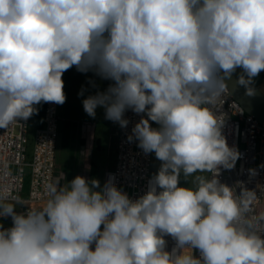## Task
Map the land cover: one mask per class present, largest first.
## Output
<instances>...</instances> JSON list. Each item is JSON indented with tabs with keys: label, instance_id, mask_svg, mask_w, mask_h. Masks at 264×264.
I'll return each mask as SVG.
<instances>
[{
	"label": "clouds",
	"instance_id": "obj_1",
	"mask_svg": "<svg viewBox=\"0 0 264 264\" xmlns=\"http://www.w3.org/2000/svg\"><path fill=\"white\" fill-rule=\"evenodd\" d=\"M73 66L112 82L82 101L90 117L103 108L126 128L127 110L146 113L128 140L161 166L137 199L111 175L102 187L79 175L50 183L43 207L26 213L0 194V218H11L0 223V264H264V234L246 218L254 194L219 180L241 154L209 107L238 68L236 85L256 95L264 0H0V128L42 101L63 105ZM197 172L213 175L180 186Z\"/></svg>",
	"mask_w": 264,
	"mask_h": 264
},
{
	"label": "built area",
	"instance_id": "obj_2",
	"mask_svg": "<svg viewBox=\"0 0 264 264\" xmlns=\"http://www.w3.org/2000/svg\"><path fill=\"white\" fill-rule=\"evenodd\" d=\"M264 75V71L261 72ZM210 109L226 119L222 132L229 147H235L241 154L235 167L230 170L221 167L219 180L233 187L234 195L241 189L254 194L250 200L246 218L252 220L253 230L264 234V124L259 123L247 114L231 97L229 90L225 91L215 105ZM42 126L34 129L31 142V152L27 154L29 119L19 120L6 129L0 128V194H6L2 202L17 203V212L26 213L29 210L40 209L48 198L47 186L54 178V150L57 138L56 104L42 101ZM141 116L127 110L124 118L129 120L126 128L118 125L115 141L114 166L103 174L101 187L114 176L116 186L126 192L131 199H137L148 190V182L152 175L149 171L150 155L137 147L138 141L131 142L128 136ZM152 125V121H149ZM249 169H255L256 175H251ZM208 172V179L212 178ZM28 179L26 199H21L25 178ZM238 182L243 184L237 185ZM11 219L10 217H8ZM166 250L171 251L175 240L165 236ZM94 250V245H93ZM199 256V250H193Z\"/></svg>",
	"mask_w": 264,
	"mask_h": 264
},
{
	"label": "crops",
	"instance_id": "obj_3",
	"mask_svg": "<svg viewBox=\"0 0 264 264\" xmlns=\"http://www.w3.org/2000/svg\"><path fill=\"white\" fill-rule=\"evenodd\" d=\"M64 75H67L64 84L66 101L63 105L56 104V118L58 144L68 157L65 177L67 175L74 179L79 175L89 181L93 177L101 185L104 172L114 166L119 124L105 119L104 109L99 107L95 118L90 117L84 111L82 101L89 95L106 90L112 82L101 79L91 71L81 73L75 66ZM255 80L264 94V75L260 73ZM81 91L83 95H79ZM31 122L35 128L42 126V121Z\"/></svg>",
	"mask_w": 264,
	"mask_h": 264
},
{
	"label": "rangeland",
	"instance_id": "obj_4",
	"mask_svg": "<svg viewBox=\"0 0 264 264\" xmlns=\"http://www.w3.org/2000/svg\"><path fill=\"white\" fill-rule=\"evenodd\" d=\"M62 79L64 81V84L67 80V75L65 76L63 74ZM255 83L257 84L256 80H254ZM258 86V85H257ZM260 88V87H259ZM152 127L156 128L158 127V125L155 122H152ZM35 129V125H33V123H29L28 127H27V132H28V142H27V154L29 155L31 152V147H32V142H31V138L33 135ZM59 143V138H57L56 142H55V150H54V178H53V183H57V187L59 188H66L69 186V182H71L73 179L68 177L65 174L67 172V164H68V157L65 155L63 147L61 145L58 144ZM161 161H159L156 157H155V153H151L150 155V164H149V171L150 174L153 176L155 173L158 172V169L161 166ZM197 176H203L205 178L208 179V172H197L194 173L192 176H189L187 178H185L183 176V173H181L180 176V186L183 187H191L193 189H195L197 187V183L195 181V177ZM97 180L96 178L91 177L90 180ZM60 183V186H59ZM27 192H28V179L27 177L25 178V181L23 183V189L22 192L20 194L21 199H26L27 197ZM3 203H11L15 206V210L18 208L17 203H13V202H3Z\"/></svg>",
	"mask_w": 264,
	"mask_h": 264
},
{
	"label": "water",
	"instance_id": "obj_5",
	"mask_svg": "<svg viewBox=\"0 0 264 264\" xmlns=\"http://www.w3.org/2000/svg\"><path fill=\"white\" fill-rule=\"evenodd\" d=\"M242 71L243 70L241 68H238L233 74L232 80L226 82L229 93L247 114L252 116L259 123L264 124V94L254 81L252 86L256 89V95L253 97L245 95L244 87L238 86L235 83Z\"/></svg>",
	"mask_w": 264,
	"mask_h": 264
},
{
	"label": "trees",
	"instance_id": "obj_6",
	"mask_svg": "<svg viewBox=\"0 0 264 264\" xmlns=\"http://www.w3.org/2000/svg\"><path fill=\"white\" fill-rule=\"evenodd\" d=\"M35 107L39 110L38 114H34L33 116H31L29 118V122L31 120H36L38 122L42 121L41 120L42 119V112H43V110H42V102L39 105H35ZM0 223H3V225L5 227H9V226H11V219H9V218H0Z\"/></svg>",
	"mask_w": 264,
	"mask_h": 264
}]
</instances>
